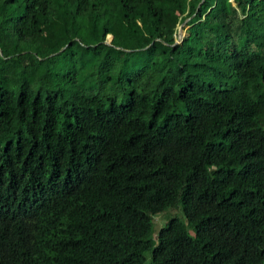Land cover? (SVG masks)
<instances>
[{
  "label": "trees",
  "instance_id": "obj_1",
  "mask_svg": "<svg viewBox=\"0 0 264 264\" xmlns=\"http://www.w3.org/2000/svg\"><path fill=\"white\" fill-rule=\"evenodd\" d=\"M0 51V264H264V0H0Z\"/></svg>",
  "mask_w": 264,
  "mask_h": 264
},
{
  "label": "rangeland",
  "instance_id": "obj_2",
  "mask_svg": "<svg viewBox=\"0 0 264 264\" xmlns=\"http://www.w3.org/2000/svg\"><path fill=\"white\" fill-rule=\"evenodd\" d=\"M184 28H183V27ZM187 29V26L185 25V22L179 27V32H180V38H181V36L183 35V34H185V30ZM178 32V33H179ZM179 38V39H180ZM111 39V36L110 35H108V37H107V42L109 41ZM179 39L177 38V41H179ZM262 123L264 124V120H262ZM167 211H169V210H167ZM167 211H165L166 213H167ZM166 213H161V214H158V215H155V217H154V222H155V229L157 230L158 228H160L163 224H164V222H165V220H166V216H168V214H166ZM168 213H170L171 214V212L169 211ZM179 215V214H178ZM180 216V215H179Z\"/></svg>",
  "mask_w": 264,
  "mask_h": 264
},
{
  "label": "water",
  "instance_id": "obj_3",
  "mask_svg": "<svg viewBox=\"0 0 264 264\" xmlns=\"http://www.w3.org/2000/svg\"><path fill=\"white\" fill-rule=\"evenodd\" d=\"M179 36H180V32L178 33V39L180 38ZM179 40H180V39H179ZM0 53H1V51H0Z\"/></svg>",
  "mask_w": 264,
  "mask_h": 264
}]
</instances>
